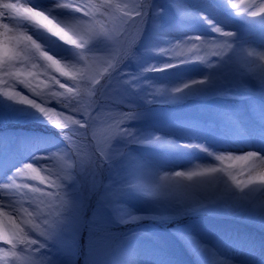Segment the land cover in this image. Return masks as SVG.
Instances as JSON below:
<instances>
[{
	"label": "rangeland",
	"instance_id": "374dc122",
	"mask_svg": "<svg viewBox=\"0 0 264 264\" xmlns=\"http://www.w3.org/2000/svg\"><path fill=\"white\" fill-rule=\"evenodd\" d=\"M20 2L51 24L24 20L8 36H31L57 63L21 39L0 67V237L16 233L15 247L0 238V264H211L225 247L238 252L222 264L264 257V182L230 141L248 115L264 129L249 63L264 39V13H249L264 0ZM77 32L107 35L77 48ZM21 97L53 119L20 118L32 106Z\"/></svg>",
	"mask_w": 264,
	"mask_h": 264
},
{
	"label": "snow or ice",
	"instance_id": "6c2138e0",
	"mask_svg": "<svg viewBox=\"0 0 264 264\" xmlns=\"http://www.w3.org/2000/svg\"><path fill=\"white\" fill-rule=\"evenodd\" d=\"M113 4L111 3V0H105L103 7L105 8V10H109L113 8ZM57 7H62V8H70V5L68 4H58ZM87 8L88 5H76L74 6L76 11H81V8ZM115 7H119V5H115ZM233 8H236V5L233 4L232 5ZM248 7H250V4L248 5ZM261 13H264V4H262L259 8H257L255 11L250 12L249 14L252 16H256L259 15ZM85 15H88V12L85 11L84 13ZM137 15H141L139 12L137 13ZM0 18H6L7 19V23H0V27H2L5 31H4V35H5V40L2 44H0V67H3V65L5 64H11V61L15 58H17L20 53L18 51H16V43L20 42L21 39L23 40H27L30 41L32 46L35 49V52H38L40 54L41 57H43L45 60L47 61H52L53 65H56V61H53L52 59L48 58V55L44 52L41 51L40 45L36 44V42L32 39L29 38V36H25V37H9L8 33H11L14 29H18V27H15V25H18L20 22L24 21V20H36L37 22H39V20H45L47 21L48 24H51V21L48 20L47 16L44 15L43 12L41 11H36L33 7L28 6L27 3L23 2L21 3L20 0H17V2H8V0H0ZM13 25V26H9V25ZM213 31L216 32H221V29L219 27H214ZM58 35H61V38H64V35L62 33H60L59 31L57 32ZM77 35L80 36L81 38V43H77L75 40H72L71 38H68V42L72 43V44H76L77 48H82L84 46V44H86L88 42V40L92 37L95 36H105L107 34H96L95 36H93L92 34L89 33H76ZM223 35L225 37H229L232 34L231 33H223ZM13 40L15 42H13ZM228 47H231V45L229 44ZM33 68L36 67L35 64L32 65ZM166 67H172V65H166ZM59 70V69H57ZM5 75L8 76L9 78L14 75L11 72L5 71ZM61 75H67V73L61 71ZM192 83H202V81L200 82H192ZM187 86V85H186ZM185 86V87H186ZM61 87H64L63 84H61ZM69 92L72 91V89L68 90ZM176 91H179V89H176ZM5 96H8L7 93H4ZM18 95V94H17ZM11 98H15L12 96H9ZM21 101L25 104H31L34 108H38L41 112L44 111V109L39 108V105H37L33 100H28L26 98L21 97ZM248 158H253L255 160H257V158L255 157L254 154L249 153L247 154ZM261 162H264V160H259ZM26 168H32L31 165H27L25 166ZM177 175H180V173H177ZM233 179L235 180V177H233ZM262 182H264V177L261 178ZM239 181H237V184L239 185ZM9 222H11V218L9 219ZM45 224H48L47 221L44 222ZM13 228H16V225L13 224L12 225ZM51 225H49L50 227ZM18 230V229H17ZM3 238L5 240L6 243H11L13 245V247H15V236L14 233H10L8 236H4V237H0ZM24 241H21V243H23ZM29 244L33 245L36 244L37 241L36 240H29L27 241ZM42 246V245H41Z\"/></svg>",
	"mask_w": 264,
	"mask_h": 264
},
{
	"label": "bare ground",
	"instance_id": "6f19581e",
	"mask_svg": "<svg viewBox=\"0 0 264 264\" xmlns=\"http://www.w3.org/2000/svg\"><path fill=\"white\" fill-rule=\"evenodd\" d=\"M5 21H7V19L5 18ZM248 61V60H246ZM249 63H250V69L253 72V76L255 78L256 83H261V85L264 87V48L262 46H258L254 49L253 51V55L252 57L249 59ZM233 133H231V142L232 143H237L238 148L240 149L237 158H236V165H242L247 159V152H245V149L248 150V147H244V145L240 142H238L236 140V137H234L235 135V127L231 129ZM256 133H260L259 131H256ZM234 137V139H233ZM256 138L258 139V136L256 135ZM235 141V142H234ZM221 144V143H220ZM252 153V152H250ZM255 155V157L257 158V160L250 158L251 162L253 163V169L255 170V173L252 174V176L250 178L254 179V180H258L262 177H264V162H261L259 160H264V155L262 157H259L258 154L256 153H252ZM7 213L5 210H1L0 209V223L2 221H4V219H7L8 216L5 214ZM12 233V232H11ZM14 233V236L16 237V233ZM223 250V251H222ZM217 254H219L218 256L213 258V263L211 264H222L221 263V259H223L224 254H227V252L224 249H217ZM224 252V254H223ZM244 255V254H243ZM242 259V258H239Z\"/></svg>",
	"mask_w": 264,
	"mask_h": 264
},
{
	"label": "trees",
	"instance_id": "16d2710c",
	"mask_svg": "<svg viewBox=\"0 0 264 264\" xmlns=\"http://www.w3.org/2000/svg\"><path fill=\"white\" fill-rule=\"evenodd\" d=\"M78 78V76L76 77V79ZM33 110H32V109ZM39 108H42V107H39ZM43 109V108H42ZM15 112V111H14ZM50 110H49V108L46 110V109H44V111L43 112H41L38 108H33V106H30V107H25V108H22V109H20V111H19V116H20V118H22V119H30V121H32L33 119L35 120V121H37V122H41L42 121V119H43V121H45L44 120V118H50L49 119V121L50 120H52L53 118L51 117V114H50ZM17 113V112H16ZM59 114H64L66 117H68L67 116V112H65V111H59L58 112V114H57V117H60L59 116Z\"/></svg>",
	"mask_w": 264,
	"mask_h": 264
},
{
	"label": "clouds",
	"instance_id": "9594fccd",
	"mask_svg": "<svg viewBox=\"0 0 264 264\" xmlns=\"http://www.w3.org/2000/svg\"><path fill=\"white\" fill-rule=\"evenodd\" d=\"M29 38L32 39L31 36H29ZM48 58H49V59H52V56L48 55Z\"/></svg>",
	"mask_w": 264,
	"mask_h": 264
}]
</instances>
